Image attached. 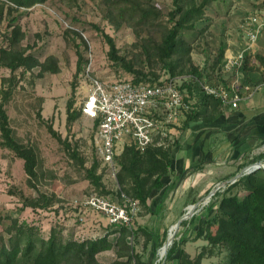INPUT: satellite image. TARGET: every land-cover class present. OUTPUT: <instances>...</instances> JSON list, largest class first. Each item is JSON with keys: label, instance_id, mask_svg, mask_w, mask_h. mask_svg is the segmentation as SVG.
<instances>
[{"label": "rangeland", "instance_id": "obj_1", "mask_svg": "<svg viewBox=\"0 0 264 264\" xmlns=\"http://www.w3.org/2000/svg\"><path fill=\"white\" fill-rule=\"evenodd\" d=\"M111 1L46 0L25 8L0 0V49L12 51L22 58L31 56L41 65L49 61L56 66L55 72H43L39 65L32 68L22 66L11 72L0 64V101L8 116L9 127L14 139L32 149L36 156L35 178L30 179L23 170V161L0 145V233L13 219L36 227L45 237L51 228H55L60 229L65 239L77 241L98 238L108 228L104 216L80 210L86 197L114 191L115 185L101 167L96 171V176L100 177L99 185L88 179L87 171L96 158L94 129L82 115L68 124L67 103L72 99L73 108L78 110L84 99L80 87L87 85V73L103 82L133 80L131 73L109 59L105 36L113 41L122 65L126 64L148 78L166 79L169 75L158 58L157 49L166 31L172 27L168 19L175 11L172 0H134L141 8L156 14L148 17L146 25H138L136 20H120ZM179 4L183 11L202 5L203 9L200 17L189 19L179 30L177 39L182 45L177 47L180 52L171 58L177 75L197 70L211 85L224 86L228 82L225 77L231 81L237 71L251 69L253 57L258 65H264V58L247 52L251 46L244 28L249 16L264 13V0H179ZM13 19L19 28L18 35H14L13 28L9 27ZM179 19L177 16L176 20ZM256 42L264 46V31ZM242 52L241 66L230 69L229 73L226 72L229 75H225L228 59ZM78 53L87 64L73 90ZM260 73L264 75V72ZM261 78L260 83L264 82V76ZM213 99L219 102L215 97ZM258 150L264 153V145ZM243 164L220 176L218 172V175L213 173L212 184L207 180L199 181L196 175L188 177L185 182L179 180L180 193L189 183L183 190L187 196L182 193L176 198L172 196L171 209L162 216L150 215L142 208L136 219V228H155L161 235L158 242H150L140 230L135 233L131 245L142 264H175L176 258L168 262L166 256L158 259V243L162 246L166 242L169 229L182 219L188 206L195 203L198 205L193 215L181 220L176 228L172 244L185 239L181 245L191 258L204 248L206 256L200 264H228L226 248L209 247L201 238L195 240V225L200 216L212 217L213 210L209 209H215L222 196L244 197L247 193L245 187L234 184L242 177L234 181L238 173L245 176V171L252 165L264 169V159H248ZM163 181L165 183V177ZM175 189L176 186L172 191ZM159 193L153 191L150 201L156 194L159 195L157 198H168H163L164 191ZM38 195L48 200V207L28 205ZM163 231H166L165 238L162 237ZM115 259L114 250L97 256L100 264H110Z\"/></svg>", "mask_w": 264, "mask_h": 264}, {"label": "trees", "instance_id": "obj_2", "mask_svg": "<svg viewBox=\"0 0 264 264\" xmlns=\"http://www.w3.org/2000/svg\"><path fill=\"white\" fill-rule=\"evenodd\" d=\"M17 7H30L32 5L43 3L46 0H4ZM111 1V0H108ZM175 11L169 14V22L172 27L166 31L160 47L157 49L158 58L167 70L168 77L177 76L176 65L171 62L174 54H177V47L181 46V40L177 39L179 30L188 23L189 19L200 17L202 15L203 5L200 8L183 11L179 0H172ZM115 14L120 20L130 22L137 21L138 25H146L148 17L155 16L153 11L141 8L134 0H112L111 1ZM124 4H131L130 8ZM180 16L179 20L176 17ZM14 22V23H13ZM16 19L12 20L9 27H12V33H19L18 25H15ZM17 39V36H15ZM109 51L108 56L111 61L120 64L127 72L132 74L131 80L134 84L138 83H155V76L148 78L144 74L133 70L130 66L122 65V59L116 56V49L113 41L105 36ZM0 64L9 69L11 72L16 71L19 67L25 66L32 68L37 65L43 72H55L56 66L49 61L39 64L31 56L20 57L16 53L6 49H0ZM87 60L78 53L76 72L72 80V88L76 89L79 83V76L85 68ZM198 78H203L202 73L193 70L190 73ZM187 89V93L194 96L197 100L198 109L190 111L186 115L185 121H191L197 118H205L203 108L207 102L213 108L220 102L213 99L212 96L205 95L196 85L189 83L182 86ZM73 101L70 99L67 103V122H74L79 115L80 109L73 108ZM194 107V106H193ZM0 145L13 152L23 161V170L30 179L35 178L36 156L32 149L27 148L16 141L13 137L12 130L9 127L8 116L4 110V105L0 101ZM172 149H149L145 153L136 152L133 147L126 146L123 152L116 158L118 165L117 182L119 191H108L97 193L100 195H110L119 198V193H124L127 197L135 200L140 211L145 208L150 215L160 213L161 207L156 211H151L148 204L150 195L153 191H159L163 188L164 177H168L171 170ZM264 159V154L259 155L254 161ZM256 163V162H254ZM100 162L95 158L90 170L87 171L88 179L95 185H99L100 177L96 176L97 168ZM240 183L245 187L247 193L243 198L236 195L222 196L216 208L213 210L212 217L208 215L200 216L197 219L195 240L202 239L207 242L209 247L221 246L229 252L228 264H264V169L255 171L242 176L234 184ZM175 182L170 183L163 193V198L175 188ZM48 200L38 195L35 200L29 201L31 207L46 208ZM108 224V223H107ZM141 231L146 240L150 242L157 241L161 238L160 231L155 228L139 229L134 228L130 233L123 226L109 225L103 235L95 239H86L77 241L74 239H65L62 232L51 228L48 236H43L34 226L16 219L10 220L9 225L0 233V264H100L97 256L108 251H116V259L110 264H142L140 257L134 253L131 245L135 233ZM132 240L130 241L129 238ZM113 237V239H110ZM162 237H166V231H163ZM185 239L173 241V244L167 250L166 262L176 258L177 264H200L205 258V249L203 248L195 258H191L181 244ZM158 247L161 244L158 243ZM208 255V254H207ZM210 255V254H209Z\"/></svg>", "mask_w": 264, "mask_h": 264}, {"label": "built area", "instance_id": "obj_3", "mask_svg": "<svg viewBox=\"0 0 264 264\" xmlns=\"http://www.w3.org/2000/svg\"><path fill=\"white\" fill-rule=\"evenodd\" d=\"M247 40L253 45L264 31V13L249 16L244 25ZM243 62V52L228 59L225 71L239 68ZM237 76V72H236ZM87 85L80 90L84 97L79 109L94 129L93 144L96 159L101 169L119 191L116 158L126 146L143 154L149 149H166L174 143L173 131L186 115L193 110L194 98L190 97L184 84L192 83L208 96H213L222 105L236 108L242 100L239 95V83L235 79L231 86L211 85L205 78L195 75H177L167 77L155 83L134 84L131 80L103 82L88 73ZM248 97L255 93H264V82L253 87L245 86ZM258 165L250 166L245 174L255 171ZM120 197L93 193L86 197L80 210L92 211L104 216L109 225L123 226L130 233L134 231L137 216L140 213L138 203L119 193ZM129 240H132L129 238Z\"/></svg>", "mask_w": 264, "mask_h": 264}, {"label": "crops", "instance_id": "obj_4", "mask_svg": "<svg viewBox=\"0 0 264 264\" xmlns=\"http://www.w3.org/2000/svg\"><path fill=\"white\" fill-rule=\"evenodd\" d=\"M250 46L248 53L253 55L257 53L264 58V46L257 42ZM256 66L259 67L258 70ZM226 72L224 70V74L229 75ZM260 72H264V65H258V61L253 57L251 69L246 72L237 71V76L231 81L225 77V80H228L224 84L226 88L230 87L235 79L240 85L239 95L242 100L236 108L221 103L213 108L210 104L212 102H207L203 107L207 108L206 118L204 116L191 121L184 120L173 131L174 143L169 146L172 149L170 174L165 177L163 188L156 192L165 191L173 182L176 184V189L175 192L168 193L166 200L157 198L158 194L152 198L153 201L149 199L151 211L161 207L160 213L154 216H162L171 209L172 196L176 198L181 193L186 195L183 190L189 186V183L182 187L180 193L179 180L185 182L188 177L196 175L199 181L207 180L209 184H212L210 180L214 178L213 173L217 175L219 173L220 176V174L232 172L243 166V162L248 159L253 161L264 154L258 150L261 145H264V93H255L248 97L249 93L243 89L245 86L253 87L260 84L261 77L264 76ZM193 96L190 95V97ZM194 100V109H198L195 97Z\"/></svg>", "mask_w": 264, "mask_h": 264}, {"label": "bare ground", "instance_id": "obj_5", "mask_svg": "<svg viewBox=\"0 0 264 264\" xmlns=\"http://www.w3.org/2000/svg\"><path fill=\"white\" fill-rule=\"evenodd\" d=\"M206 205V204H205ZM190 210L191 208L188 206L187 210ZM176 229L174 227H171L168 231V236L166 242L159 248L158 250V259L161 260L166 256L167 250L172 244V240L174 238Z\"/></svg>", "mask_w": 264, "mask_h": 264}, {"label": "water", "instance_id": "obj_6", "mask_svg": "<svg viewBox=\"0 0 264 264\" xmlns=\"http://www.w3.org/2000/svg\"><path fill=\"white\" fill-rule=\"evenodd\" d=\"M259 168H263V167L258 165V166L255 168V170H256V169H259ZM253 171H254V170H253ZM241 176H243V173H238V174L236 175V177L234 178V181L237 180V178H240ZM213 192H215V190H214ZM197 205H198V203H195V204L189 206L191 209H190V210L188 209V210L186 211V213L183 215V217H182L181 220H184V219H187V218L191 217V216L193 215V213H194L193 211H194V209L197 207ZM181 220H179V221L175 224V226H174L175 229L179 226V223L181 222Z\"/></svg>", "mask_w": 264, "mask_h": 264}]
</instances>
